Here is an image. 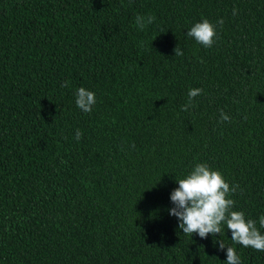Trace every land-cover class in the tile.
I'll list each match as a JSON object with an SVG mask.
<instances>
[{
	"label": "trees",
	"instance_id": "trees-1",
	"mask_svg": "<svg viewBox=\"0 0 264 264\" xmlns=\"http://www.w3.org/2000/svg\"><path fill=\"white\" fill-rule=\"evenodd\" d=\"M203 18L211 48L186 35ZM196 163L239 185L233 210L259 228L264 0H0V264H223L219 239L264 264L226 226L202 239L169 215Z\"/></svg>",
	"mask_w": 264,
	"mask_h": 264
},
{
	"label": "clouds",
	"instance_id": "clouds-1",
	"mask_svg": "<svg viewBox=\"0 0 264 264\" xmlns=\"http://www.w3.org/2000/svg\"><path fill=\"white\" fill-rule=\"evenodd\" d=\"M235 9L233 14L235 15ZM154 16L137 15L136 26L143 31L148 24L153 23ZM223 25V20L217 21ZM186 35L204 48H211L217 37L216 25L207 18L194 23ZM175 56H182L183 52L177 45L174 49ZM69 83L64 81L61 87H68ZM203 92L201 88H191L188 91V102L183 106L187 111L192 104L193 98ZM95 93L80 87L75 90V104L84 113H91L96 104ZM220 121H230V117L221 110ZM82 137L80 129L76 130L75 139L79 141ZM178 187L171 191L170 200L173 207L168 209L169 215L178 219V228L183 234L192 236L194 233L200 238H207L209 234L215 237L222 233L226 226L231 232V241L242 245L244 248H252L264 252V215L259 217V228L257 221L247 219L243 211H235V201L229 198L236 192L239 185L230 187L223 175L218 170H213L207 163H196L183 178L175 179ZM218 243L220 250L226 249V261L223 264H241L240 256L236 248L227 246L222 239L213 241Z\"/></svg>",
	"mask_w": 264,
	"mask_h": 264
}]
</instances>
